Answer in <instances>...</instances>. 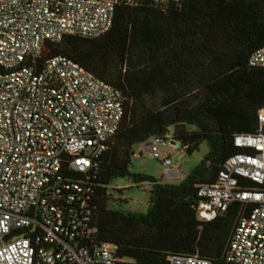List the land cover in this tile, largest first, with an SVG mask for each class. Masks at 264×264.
Instances as JSON below:
<instances>
[{
	"label": "built area",
	"instance_id": "2783aa9c",
	"mask_svg": "<svg viewBox=\"0 0 264 264\" xmlns=\"http://www.w3.org/2000/svg\"><path fill=\"white\" fill-rule=\"evenodd\" d=\"M183 0H0V264H129L100 241L93 185L103 153L124 116V97L64 55L41 61L46 42L92 39L112 25L117 6ZM264 69V45L248 57ZM237 152L216 182L200 185L196 216L209 222L239 205L225 260L264 264V109L251 133H236ZM170 133L143 142V153L179 179ZM180 155V156H181ZM169 264H211L175 254Z\"/></svg>",
	"mask_w": 264,
	"mask_h": 264
},
{
	"label": "trees",
	"instance_id": "16d2710c",
	"mask_svg": "<svg viewBox=\"0 0 264 264\" xmlns=\"http://www.w3.org/2000/svg\"><path fill=\"white\" fill-rule=\"evenodd\" d=\"M263 45L264 0L119 5L105 34L44 44L41 61L67 56L124 97L119 129L89 182L98 238L116 245L129 264H169L175 254L228 264L225 252L239 205L201 222L198 190L214 184L221 163L237 152L234 134L257 129L264 69L247 61ZM167 133L187 154L202 141L208 152L177 183L130 172L133 147ZM123 177L149 184L144 213L110 208L108 185Z\"/></svg>",
	"mask_w": 264,
	"mask_h": 264
},
{
	"label": "rangeland",
	"instance_id": "374dc122",
	"mask_svg": "<svg viewBox=\"0 0 264 264\" xmlns=\"http://www.w3.org/2000/svg\"><path fill=\"white\" fill-rule=\"evenodd\" d=\"M167 151L173 163L175 151L170 148L162 149ZM134 155L131 157L129 171L133 173H144L154 177L161 182L177 183L179 179H167L165 177L162 162L157 159L147 157L143 153V143L136 144L133 147ZM208 152V146L202 141L197 150L192 154L183 151L179 157L176 167L181 176L187 175ZM173 166H175L173 164ZM108 193L110 195V208L117 209L122 212H138L144 213L148 207L149 201V184H136L131 178H116L108 185Z\"/></svg>",
	"mask_w": 264,
	"mask_h": 264
},
{
	"label": "crops",
	"instance_id": "0c3cea01",
	"mask_svg": "<svg viewBox=\"0 0 264 264\" xmlns=\"http://www.w3.org/2000/svg\"><path fill=\"white\" fill-rule=\"evenodd\" d=\"M176 153H175V155H174V157H176V156H178V159H179V157H180V153H179V150H175V149H173ZM182 156V155H181ZM178 159H177V161H178ZM184 176H181V178H179V181L183 178ZM178 181V182H179ZM169 183V182H168Z\"/></svg>",
	"mask_w": 264,
	"mask_h": 264
},
{
	"label": "water",
	"instance_id": "95a60500",
	"mask_svg": "<svg viewBox=\"0 0 264 264\" xmlns=\"http://www.w3.org/2000/svg\"><path fill=\"white\" fill-rule=\"evenodd\" d=\"M177 159H178V156L174 157V159H173V164L174 165H177Z\"/></svg>",
	"mask_w": 264,
	"mask_h": 264
}]
</instances>
